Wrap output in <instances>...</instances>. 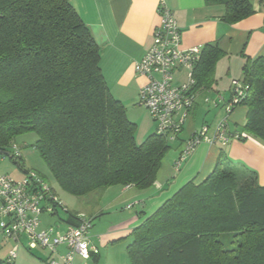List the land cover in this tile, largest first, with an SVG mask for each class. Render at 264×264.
Instances as JSON below:
<instances>
[{
  "label": "trees",
  "instance_id": "obj_1",
  "mask_svg": "<svg viewBox=\"0 0 264 264\" xmlns=\"http://www.w3.org/2000/svg\"><path fill=\"white\" fill-rule=\"evenodd\" d=\"M206 2L225 5L229 24L255 12L253 0ZM225 54L218 42L202 46L193 72L196 91L215 84ZM101 55L71 0H0V158L10 156L26 172L11 145L36 132L34 145L71 195L155 185L172 141L156 132L137 141V124L112 94ZM235 81L244 89L238 106L248 111L245 134L234 135L264 143V56L247 58ZM131 236L132 264H264V185L256 171L221 153L207 178L184 184ZM0 264L14 262L0 256Z\"/></svg>",
  "mask_w": 264,
  "mask_h": 264
},
{
  "label": "crops",
  "instance_id": "obj_2",
  "mask_svg": "<svg viewBox=\"0 0 264 264\" xmlns=\"http://www.w3.org/2000/svg\"><path fill=\"white\" fill-rule=\"evenodd\" d=\"M161 2L172 9L183 31L184 49L218 42L226 51V54L217 62L216 70L221 68V71L215 73L217 80L215 84L210 89L197 90L191 115H198L203 110V105L197 101L201 92L211 90L223 97L221 91L225 88L223 83L226 82L224 73L227 80L230 79L225 85L229 84L228 88L231 92L233 81L240 80L237 75L242 73L247 58L264 56V0H253L255 12L235 24H229L223 20L225 5L207 4L206 0H71L101 47L100 66L103 76L112 94L126 106L128 118L137 124L136 139L139 143L155 132L156 123L148 110L138 104L140 90L148 82V78L136 73L135 63L144 56L153 43V31L160 21L159 4ZM186 77L185 70L178 71L175 82H184ZM217 97L216 100L213 99L215 102ZM247 111L248 108L244 105L235 108L230 116V132L245 134L243 127L246 123ZM213 112L217 118L218 113L216 110ZM213 121H215L214 118ZM204 123L215 124L205 120L201 126ZM197 129L194 122L193 124L186 122L181 140L189 138ZM180 146L181 152L183 142ZM221 153L230 160L256 171L259 183L264 185V143L261 140L247 135L244 141L233 137L227 143L220 140L213 144L203 141L186 159L177 175L171 173L166 178L160 179L158 174L155 185L145 190V198H140L142 196L140 194L138 198H135L134 201L143 206L140 216L125 226H117L99 234L94 242L99 247V245H107L110 241L128 237L134 228L144 222L184 184L195 177L199 182L207 178L212 173ZM134 188L123 186L121 192ZM120 196L118 195L115 199ZM92 233L91 230V235ZM4 237L6 239H0V256L7 260L12 244L8 241L11 238L5 235ZM15 246H18V251L14 264H50L51 253L48 249L37 247L29 250L23 244H15L13 248ZM61 249L65 251L64 247ZM101 254L100 250L99 256L92 258L95 264L102 259ZM76 260L80 263L84 262L79 256Z\"/></svg>",
  "mask_w": 264,
  "mask_h": 264
},
{
  "label": "built area",
  "instance_id": "obj_3",
  "mask_svg": "<svg viewBox=\"0 0 264 264\" xmlns=\"http://www.w3.org/2000/svg\"><path fill=\"white\" fill-rule=\"evenodd\" d=\"M159 15L152 45L135 63L136 73L148 78L140 90L138 104L148 110L156 123L157 135L179 141L195 105L197 91L193 72L200 59L202 45L183 48V31L172 9L164 2L159 4ZM181 70L187 72V80L176 83V73ZM232 91L231 98L224 103L225 118L218 126H204L183 141L180 157L175 162L176 170H180L201 142L213 144L220 140L227 143L232 137L238 139V134L230 132L229 125L230 116L244 95L242 84L234 80ZM218 97L219 101H224L221 95ZM11 150L16 157L22 156L16 145L12 144ZM63 206L54 187L36 171L28 169L22 179L0 172V228L3 234L29 250L37 247L48 249L51 253L50 264H75L77 256L83 259L81 264H87V260L100 254V248L91 236L93 216L69 211L61 219L67 225L64 231L55 225L42 228V215H59ZM23 236L27 237L25 244L22 242ZM17 251L18 246L11 249L7 260L14 261Z\"/></svg>",
  "mask_w": 264,
  "mask_h": 264
},
{
  "label": "rangeland",
  "instance_id": "obj_4",
  "mask_svg": "<svg viewBox=\"0 0 264 264\" xmlns=\"http://www.w3.org/2000/svg\"><path fill=\"white\" fill-rule=\"evenodd\" d=\"M220 69L221 68H219V70L217 69L216 72L221 71ZM241 76L242 73H239L237 75V78L241 79ZM224 79L226 82L230 80H227L225 73ZM184 80L186 81L187 77ZM226 82L223 83L225 88L221 91V93L223 94V102L219 101L220 98L217 97L218 95L215 91H204L199 95V100L197 101L201 105H203V110L200 111L198 115H191L187 121L188 124H193L194 122V126L198 128L197 131H200L204 126H210L211 128L213 126L216 127L222 121V119L225 118L226 105H224V103L228 102L231 94L230 89L228 88L229 84L225 85L227 84ZM216 97L217 101L215 102L214 100H216ZM210 99L214 100L211 101ZM215 110L218 113V120V117L215 118V112H213ZM213 118L215 119V121H213ZM205 120L209 122H215V124L210 125L209 123H204L201 126V123ZM231 125H233L232 122ZM37 139L38 135L36 132H27L19 135L15 139L13 144L19 148L22 155V158H17V162L25 163L28 169L34 170L42 175L54 187L64 205L63 207H60L61 209L59 215L43 214L41 217L42 227L55 225V227H59L60 230L64 231L67 225L65 222L61 221V219L65 218L68 215L69 211L85 213L94 217L92 227L93 233L91 236L92 240L96 242V238L99 234L107 232V230L113 229L117 226H125L131 223V220L142 214V212L140 211L142 210L143 206L139 202L134 200L135 198H138L137 196L139 194L142 195L140 198H145V190H138L134 188L121 192L123 186L116 185L112 186L102 195L94 193L87 196L77 197L66 192L53 176L47 164L43 160L39 150L34 145ZM180 147L181 146L179 141L171 142V147L168 150L163 161L162 168L159 171L160 179L166 178V176L171 173L175 175L178 174L179 170H176L175 162L180 157ZM0 172L10 174L15 179H22L25 176V172H23L20 166L15 163L8 155L0 158ZM118 195L121 196L115 199ZM132 203L136 204L134 206H131L130 208L127 207L128 204ZM230 236L231 235L228 233L222 234L221 236L222 240L226 243L227 246H229V239L231 238ZM0 239H6L2 234L1 228ZM132 240V236L131 234H129L128 237L110 241L105 246L99 245L102 253V259L97 264H132L126 249L128 244H130ZM8 241L10 242V244H12L9 248V252L15 244H19L18 242H14L13 239ZM22 242L24 244L27 242L26 236L22 237ZM75 264L81 263L76 260ZM87 264H95V262L93 259H91L87 262Z\"/></svg>",
  "mask_w": 264,
  "mask_h": 264
}]
</instances>
